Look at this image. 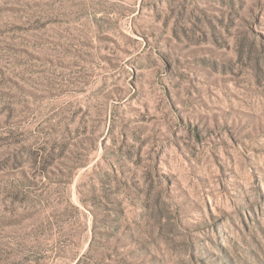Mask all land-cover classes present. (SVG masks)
Segmentation results:
<instances>
[{"label": "rangeland", "instance_id": "obj_1", "mask_svg": "<svg viewBox=\"0 0 264 264\" xmlns=\"http://www.w3.org/2000/svg\"><path fill=\"white\" fill-rule=\"evenodd\" d=\"M0 264H264V0H0Z\"/></svg>", "mask_w": 264, "mask_h": 264}]
</instances>
